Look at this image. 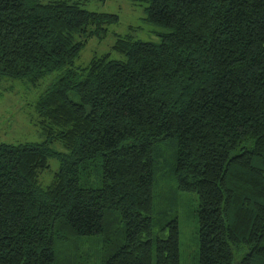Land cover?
Listing matches in <instances>:
<instances>
[{"label":"trees","instance_id":"obj_1","mask_svg":"<svg viewBox=\"0 0 264 264\" xmlns=\"http://www.w3.org/2000/svg\"><path fill=\"white\" fill-rule=\"evenodd\" d=\"M130 1L159 42L119 37L123 60L74 67L118 15L0 0V81L55 76L43 142L0 144V264H181L179 220L156 219L160 161L198 196L200 264H264V0ZM97 162L101 186L83 187Z\"/></svg>","mask_w":264,"mask_h":264},{"label":"rangeland","instance_id":"obj_2","mask_svg":"<svg viewBox=\"0 0 264 264\" xmlns=\"http://www.w3.org/2000/svg\"><path fill=\"white\" fill-rule=\"evenodd\" d=\"M85 7L93 12L116 14L119 21L109 28L104 39H91L81 51L74 67L86 66L94 57L110 54L113 60H123L124 56L111 50L119 37L131 36L134 40L159 42V34L164 29L147 21L146 6L141 2L130 0H83ZM55 76L51 75L38 86H32L21 80L3 79L0 81V144L41 143L44 136L38 126V115L35 104L43 92L52 84ZM57 151L66 150L60 144L53 145ZM162 158L172 156L169 146H163ZM160 173L157 175L155 188V204L158 211L164 214L156 216L158 222H166L173 218L179 220L181 264H200V240L198 222V196L195 193L182 192L174 180L170 167L160 161ZM97 163L90 164L87 172L81 176L83 187L98 188L101 179L97 175ZM58 159L50 160V168L41 173L40 184L50 185L53 174L58 171ZM92 173H88V172ZM171 204V206H169ZM159 230V228H157ZM98 238H85L84 241ZM86 249V248H85ZM97 249V248H95ZM101 253V247H98ZM104 255V252H103ZM100 260V259H99ZM98 260V261H99ZM93 264H101L100 261Z\"/></svg>","mask_w":264,"mask_h":264}]
</instances>
